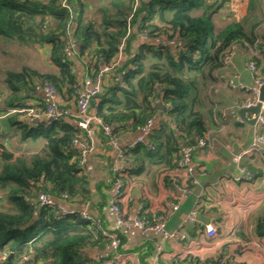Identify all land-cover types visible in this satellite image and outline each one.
Returning a JSON list of instances; mask_svg holds the SVG:
<instances>
[{"label":"crops","instance_id":"crops-1","mask_svg":"<svg viewBox=\"0 0 264 264\" xmlns=\"http://www.w3.org/2000/svg\"><path fill=\"white\" fill-rule=\"evenodd\" d=\"M100 1L90 3L82 0L80 8L82 17L92 20L96 26H100L103 20L98 9ZM142 1L147 0H134L137 8ZM75 14H79V9ZM210 21L214 32L229 24L239 23L245 37L233 40L223 50L228 51L229 62H222L221 51L220 64L210 77H200L197 87L189 88V105L200 112L205 121L203 138L206 145L200 148L197 140L192 145L190 139L180 146L185 159L182 169L176 167L177 161L174 167L166 168L156 167L154 161L147 158L142 160L140 166L132 165L124 155L136 144L148 142L151 132L163 118L157 101L151 104L158 113H153L150 119L147 117L141 127L132 129L130 121L122 123L124 129H115V125H110L112 131L117 133L115 140L110 141L106 135L103 136L97 120L90 122L87 129L78 128L77 123L83 118L77 107L78 96L65 88H62V92L57 89L55 108L60 118L80 129L75 137L78 143L71 144L76 151L71 161H76L80 170L77 175L85 178L84 188L89 193L85 201L75 196L67 197L66 193L60 196L48 193L54 199L56 210H74L77 213L84 210L92 223H97L104 231L120 234L123 241L119 251L125 255L124 264H173L175 258L182 256L197 263L216 261L226 256L225 264H264V156L233 159L255 137L264 138V125L256 122L250 124L239 117L238 110L245 107L235 104L249 100L251 93L232 87L238 84L250 86L255 77L264 72V0H225L211 15ZM152 24L159 26L161 22L155 17ZM132 31L135 35L128 51L124 50L125 42L120 41L122 43L120 48L118 43L115 61L105 71L100 57L93 62L98 64L99 69L91 71L86 65L87 55L68 52L77 80L75 89L78 95L84 90L100 87L91 99L87 113L97 117V95L107 87L116 84L122 89L123 80L118 68L128 56L135 54L140 45L156 46L165 42L160 38L140 36L141 32L134 28ZM253 51L257 55H253ZM50 52V43H28L24 46L15 42L0 43V171L4 164L31 166L50 157L47 140L43 136L24 137L22 128L24 126L27 132L44 128L47 118L44 114L31 117L19 108L26 104L43 110L48 104L47 82L38 76L27 77L18 84V91L13 92L6 81V72H21L23 68H30L40 75H57L59 70L50 60ZM252 59L257 63L254 73L247 68V63ZM154 63L165 64L166 61L152 53H145L142 72L131 79L134 85ZM115 92L121 101L115 106L116 111L129 112L124 106L123 93L120 90ZM136 101L142 108L141 94L137 93ZM106 105L110 106L109 103ZM134 111L137 115L140 112L139 109ZM252 116L251 112H246L247 118ZM261 146L264 148V144ZM241 167H246L250 172L249 180L241 177ZM175 174L188 186V192L181 193L175 188L172 183ZM118 175L123 179V192L118 203L121 212L163 222L164 230L172 236L118 224L108 210L113 182ZM45 180L41 176L37 186L49 188V182ZM16 187L14 180L0 181V212L10 215L18 213L17 205L7 198V194ZM37 194L31 201L38 208L41 204L37 201ZM176 203L177 208L173 210L172 206ZM192 209H196L194 221L189 219ZM206 224L215 227L216 234L211 238L205 234ZM81 250L91 264H99L113 254L108 242L87 245Z\"/></svg>","mask_w":264,"mask_h":264},{"label":"trees","instance_id":"trees-1","mask_svg":"<svg viewBox=\"0 0 264 264\" xmlns=\"http://www.w3.org/2000/svg\"><path fill=\"white\" fill-rule=\"evenodd\" d=\"M224 1L147 0L140 2L137 8L134 0H101L98 9L103 20L96 26L92 20L82 17V0H65L68 7L63 6L62 0H0V43L15 42L21 46L50 43V60L59 70L57 75H40L30 68H23L21 72L8 71L6 81L15 92L27 77L38 76L60 92L65 88L77 96V80L68 52L87 55L86 65L93 71L99 69L98 64L93 63L95 58L100 57L102 64L111 66L120 41L125 42L124 50L128 51L135 35L133 28L147 38L164 39L163 44H142L135 54L127 55L118 68L122 89L116 84L110 85L98 94L96 115L103 124L115 125V129H124L122 123L128 121L134 129L141 127L147 117L150 119L153 113H158L151 104L157 101L163 118L151 132L148 142L136 144L124 155L132 165L140 166L147 158L154 161L156 167H174L183 155L180 146L190 139L204 137L206 131L203 115L193 110L187 100L189 88H196L200 77H210L219 66L220 53L226 46L245 37L239 23L214 32L210 18ZM155 17L161 25L152 24ZM71 40H75L73 48ZM145 53L164 58L166 63L151 64L134 85L131 79L142 72ZM116 90L123 93L124 106L129 112L116 111L115 106L121 103ZM137 93L142 95V108L136 101ZM108 103L110 106L106 105ZM19 108L30 107L25 104ZM135 109L140 110L138 115ZM22 128L24 137L43 136L47 140L50 157L31 166L4 164L0 171V181L11 179L17 183L7 198L18 208L15 215L0 212V252L7 254L2 264H18L20 255H27L29 264L39 261L42 264H91L81 249L107 242L104 230L76 211L64 214L59 209L58 213L54 204L37 208L31 201L37 192L54 196L66 193L67 197L75 196L85 201L89 193L84 188L85 178L77 175L80 170L76 161H71L76 153L71 144L80 132L79 127L59 116L41 129L27 132L24 126ZM41 176L49 182V188L37 186ZM113 232L119 238L120 248L123 238Z\"/></svg>","mask_w":264,"mask_h":264},{"label":"built area","instance_id":"built-area-1","mask_svg":"<svg viewBox=\"0 0 264 264\" xmlns=\"http://www.w3.org/2000/svg\"><path fill=\"white\" fill-rule=\"evenodd\" d=\"M63 6L68 7L65 0H62ZM69 9V8H68ZM70 10V9H69ZM142 34V33H141ZM75 40H71L70 43L72 44L71 47L73 48ZM122 43V42H121ZM121 43L119 44V48L121 47ZM253 55L256 54L255 51L252 52ZM257 55V54H256ZM230 60V56L228 51H222V62L227 63ZM247 68L251 73H254L257 69V63L254 59L250 60L247 63ZM109 67L104 65L103 70H108ZM264 84V72L262 75L255 77L254 83L250 86H245L243 84L233 85L232 87H238L242 90L248 91L251 93V97L249 100L244 102L243 104H235L237 107H249L253 106L256 103L260 104L259 111L256 117V123L259 125H264V97L262 100L258 99L259 95V89ZM47 86V92H48V104L45 106V108L40 110L39 108H21L20 111L25 112L31 117H37L41 114H44V116L47 118V123H50L53 120H56L59 118L60 113L56 111L55 104L57 102L58 94L57 89L55 86H53L51 83H46ZM100 90L99 86H95L92 89L84 90L79 95L77 94V107L80 112V114L83 115V118L77 123V126L82 129H87L90 122L93 120H97L99 125L101 126V131L104 135H106L108 138H110V141H114L117 137V133L112 131V128L108 124H103L99 117H96L94 114L87 113V110L89 108V103L93 96H95ZM150 122V121H148ZM206 139L205 138H199L197 140L198 147L203 148L206 145ZM78 143L77 139L72 140V144ZM261 144H264V138L263 137H255L254 140L251 141L249 146L245 148L239 155H235L233 157L234 160H239L243 156H251V155H260L264 156V148L261 146ZM185 165V159L183 155H180V158L177 160L176 167L179 169H182ZM242 176L243 178L249 180L251 177L250 172L247 171L246 167H241ZM239 179V177L237 178ZM172 183L175 186V188L181 192L186 193L189 191L188 186L183 183L178 177L175 175L172 176ZM122 187H123V179L120 175L116 176L114 182H113V191L112 196L110 199V204L108 207V210L115 216L118 224L120 225H131L134 227L142 228L143 230H149V231H155L160 232L163 234H167L172 236L173 234H168L164 230V223L163 222H153L150 221L147 218L140 217L139 215H126L121 212L119 208V198L122 195ZM37 201L41 205H47L51 206L54 204V199L45 192H39L37 194ZM177 208V203L172 206V209L175 210ZM64 214L71 213L74 210H61ZM59 213V210H57ZM79 215L82 218L90 219V216L87 214L86 211L79 212ZM196 216V209H192L189 214L190 220H195ZM205 226V234L207 237L211 238L216 234L215 227L212 224H206ZM103 234L107 237V242L110 246V248L113 251V254L108 259L102 260L99 262V264H124L125 255L122 254L119 251V238L117 234H115L112 231H103ZM7 258V254H0V264L5 262ZM226 256H222L218 258L216 261H205L202 263H197L195 260H190L185 257H177L173 261V264H225L226 262ZM18 264H29L28 263V256L27 255H20V259L18 261Z\"/></svg>","mask_w":264,"mask_h":264},{"label":"water","instance_id":"water-1","mask_svg":"<svg viewBox=\"0 0 264 264\" xmlns=\"http://www.w3.org/2000/svg\"><path fill=\"white\" fill-rule=\"evenodd\" d=\"M188 42H189V40H188ZM263 97H264V84L259 89L258 99L262 100ZM259 107H260V104L256 103L253 106L240 108L237 113H238L239 117L242 120H244V121H246V122H248L250 124H254L256 122V117H257V114H258V111H259ZM157 108L161 109V105H157ZM246 112H251L253 114V116L251 118H247L246 117ZM190 144L195 145V141L194 140H190Z\"/></svg>","mask_w":264,"mask_h":264},{"label":"rangeland","instance_id":"rangeland-1","mask_svg":"<svg viewBox=\"0 0 264 264\" xmlns=\"http://www.w3.org/2000/svg\"><path fill=\"white\" fill-rule=\"evenodd\" d=\"M92 1L94 0H88V2L92 3ZM140 33V32H139ZM140 36H145L144 34L142 35L141 33L139 34ZM146 37V36H145ZM70 211V210H69ZM75 211L71 212V213H74Z\"/></svg>","mask_w":264,"mask_h":264}]
</instances>
